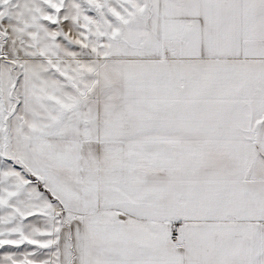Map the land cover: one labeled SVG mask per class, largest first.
Wrapping results in <instances>:
<instances>
[{"label": "snow or ice", "instance_id": "obj_1", "mask_svg": "<svg viewBox=\"0 0 264 264\" xmlns=\"http://www.w3.org/2000/svg\"><path fill=\"white\" fill-rule=\"evenodd\" d=\"M0 264H264V0H0Z\"/></svg>", "mask_w": 264, "mask_h": 264}]
</instances>
